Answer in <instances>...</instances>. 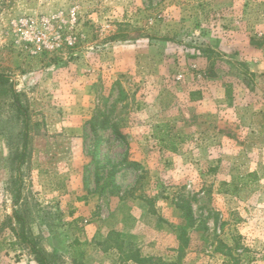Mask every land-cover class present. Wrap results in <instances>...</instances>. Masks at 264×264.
Here are the masks:
<instances>
[{
    "label": "rangeland",
    "instance_id": "rangeland-1",
    "mask_svg": "<svg viewBox=\"0 0 264 264\" xmlns=\"http://www.w3.org/2000/svg\"><path fill=\"white\" fill-rule=\"evenodd\" d=\"M0 74V264H264V0H0Z\"/></svg>",
    "mask_w": 264,
    "mask_h": 264
},
{
    "label": "trees",
    "instance_id": "trees-1",
    "mask_svg": "<svg viewBox=\"0 0 264 264\" xmlns=\"http://www.w3.org/2000/svg\"><path fill=\"white\" fill-rule=\"evenodd\" d=\"M9 85L7 90L11 96V106L14 109L16 119L20 124V141L22 146L17 149L12 155V161L15 163L16 170L19 172L27 157V142L30 128V118L27 107L22 103L20 95L14 90L13 84L8 76L0 74V86ZM16 181L19 183L20 177L16 176ZM21 191L17 190V200H20ZM13 218L20 224V230L14 229L15 235L21 244H24L31 251L32 255L38 264H51L48 255L39 247L38 240L31 235L25 222L24 216L14 213Z\"/></svg>",
    "mask_w": 264,
    "mask_h": 264
}]
</instances>
